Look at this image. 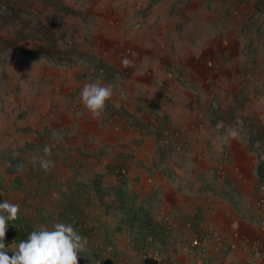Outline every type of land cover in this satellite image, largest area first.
Instances as JSON below:
<instances>
[{
	"label": "rangeland",
	"instance_id": "374dc122",
	"mask_svg": "<svg viewBox=\"0 0 264 264\" xmlns=\"http://www.w3.org/2000/svg\"><path fill=\"white\" fill-rule=\"evenodd\" d=\"M93 81L114 86L100 119ZM45 145L48 173L29 163ZM5 200L6 247L64 222L78 264H264V0H0Z\"/></svg>",
	"mask_w": 264,
	"mask_h": 264
},
{
	"label": "clouds",
	"instance_id": "9594fccd",
	"mask_svg": "<svg viewBox=\"0 0 264 264\" xmlns=\"http://www.w3.org/2000/svg\"><path fill=\"white\" fill-rule=\"evenodd\" d=\"M133 61L124 57L121 64L124 67L131 66ZM112 84L104 85L99 81L86 83L79 94L80 104L93 119L102 118L106 103L113 95ZM83 113H77L82 115ZM54 136L58 134L53 133ZM239 135L236 128H229L225 143L229 139H235ZM44 156H33L29 163L38 164L40 169L48 173L54 167V161L45 159L51 156V146L45 145ZM19 155L13 151L12 158ZM12 167L10 162H6ZM16 171H23L25 165L17 164ZM19 205L4 201L0 203V264H78L80 253L87 251V240L82 237L70 223L55 222L49 229L47 226H38L31 231L26 240L20 241L14 247H6L5 237L9 222L18 218ZM7 249V250H6ZM13 255L9 256L8 252ZM90 258L91 255L85 256Z\"/></svg>",
	"mask_w": 264,
	"mask_h": 264
},
{
	"label": "trees",
	"instance_id": "16d2710c",
	"mask_svg": "<svg viewBox=\"0 0 264 264\" xmlns=\"http://www.w3.org/2000/svg\"><path fill=\"white\" fill-rule=\"evenodd\" d=\"M260 3H262V0H257V5H259ZM7 10L8 11H10V10L14 11V9L12 7H10L9 5H7ZM53 42L54 41L52 40L51 43H49L50 45H47V46L38 45L35 48H25L23 46H20V45L14 43V42H11V41L6 42V44L8 47L12 48L13 50L21 52V53L51 55L53 53L52 47L55 46ZM101 66L105 69L111 68L110 66H106L105 64H101ZM260 175H262V171L260 172Z\"/></svg>",
	"mask_w": 264,
	"mask_h": 264
},
{
	"label": "built area",
	"instance_id": "2783aa9c",
	"mask_svg": "<svg viewBox=\"0 0 264 264\" xmlns=\"http://www.w3.org/2000/svg\"><path fill=\"white\" fill-rule=\"evenodd\" d=\"M257 206L264 209V204H262L260 201L256 202ZM259 228H260V234L257 235L255 239L252 240L253 243V251L257 257L264 260V216L259 221ZM247 241V240H246ZM201 241L199 237H196L192 241H190V246L194 247L200 246Z\"/></svg>",
	"mask_w": 264,
	"mask_h": 264
}]
</instances>
